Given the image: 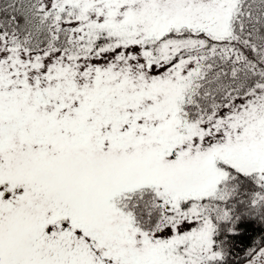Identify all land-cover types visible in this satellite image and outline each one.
Segmentation results:
<instances>
[{"label": "snow or ice", "instance_id": "obj_1", "mask_svg": "<svg viewBox=\"0 0 264 264\" xmlns=\"http://www.w3.org/2000/svg\"><path fill=\"white\" fill-rule=\"evenodd\" d=\"M0 264H264V0H0Z\"/></svg>", "mask_w": 264, "mask_h": 264}, {"label": "trees", "instance_id": "obj_2", "mask_svg": "<svg viewBox=\"0 0 264 264\" xmlns=\"http://www.w3.org/2000/svg\"><path fill=\"white\" fill-rule=\"evenodd\" d=\"M248 234L249 236H252L253 238H255V235L253 233L249 232ZM249 243H251V240H249ZM240 247H243V245H238V248Z\"/></svg>", "mask_w": 264, "mask_h": 264}]
</instances>
